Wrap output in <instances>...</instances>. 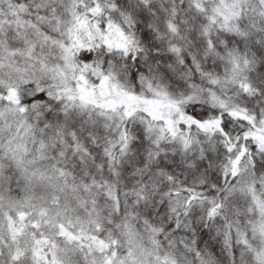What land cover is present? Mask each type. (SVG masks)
I'll return each mask as SVG.
<instances>
[{
	"label": "snow or ice",
	"instance_id": "6c2138e0",
	"mask_svg": "<svg viewBox=\"0 0 264 264\" xmlns=\"http://www.w3.org/2000/svg\"><path fill=\"white\" fill-rule=\"evenodd\" d=\"M0 264H264V0H0Z\"/></svg>",
	"mask_w": 264,
	"mask_h": 264
}]
</instances>
